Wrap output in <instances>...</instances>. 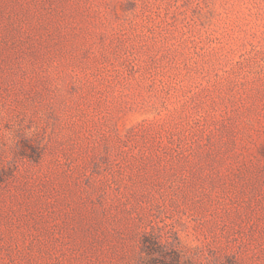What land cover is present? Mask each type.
<instances>
[{"label": "rangeland", "instance_id": "rangeland-1", "mask_svg": "<svg viewBox=\"0 0 264 264\" xmlns=\"http://www.w3.org/2000/svg\"><path fill=\"white\" fill-rule=\"evenodd\" d=\"M0 264H264V0H0Z\"/></svg>", "mask_w": 264, "mask_h": 264}]
</instances>
